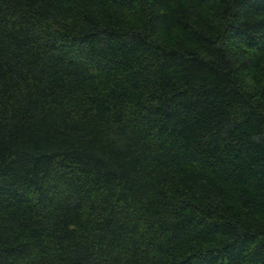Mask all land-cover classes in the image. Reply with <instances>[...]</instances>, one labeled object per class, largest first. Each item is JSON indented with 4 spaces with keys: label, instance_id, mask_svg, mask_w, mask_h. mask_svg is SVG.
<instances>
[{
    "label": "trees",
    "instance_id": "1",
    "mask_svg": "<svg viewBox=\"0 0 264 264\" xmlns=\"http://www.w3.org/2000/svg\"><path fill=\"white\" fill-rule=\"evenodd\" d=\"M0 264H264V0H0Z\"/></svg>",
    "mask_w": 264,
    "mask_h": 264
}]
</instances>
